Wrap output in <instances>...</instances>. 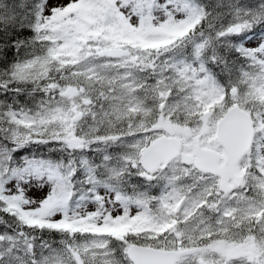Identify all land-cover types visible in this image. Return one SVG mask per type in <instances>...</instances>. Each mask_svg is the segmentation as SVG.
<instances>
[{
  "label": "snow or ice",
  "instance_id": "1",
  "mask_svg": "<svg viewBox=\"0 0 264 264\" xmlns=\"http://www.w3.org/2000/svg\"><path fill=\"white\" fill-rule=\"evenodd\" d=\"M0 264H264V0H0Z\"/></svg>",
  "mask_w": 264,
  "mask_h": 264
},
{
  "label": "rangeland",
  "instance_id": "2",
  "mask_svg": "<svg viewBox=\"0 0 264 264\" xmlns=\"http://www.w3.org/2000/svg\"><path fill=\"white\" fill-rule=\"evenodd\" d=\"M249 43H251V41H249ZM47 191V187H43L40 189H33L29 195L33 196V197H39L40 195H42L43 193H45Z\"/></svg>",
  "mask_w": 264,
  "mask_h": 264
}]
</instances>
